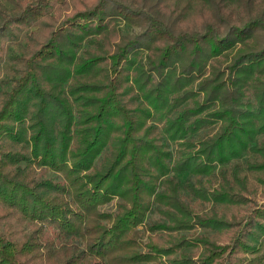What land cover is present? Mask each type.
Segmentation results:
<instances>
[{"label":"trees","instance_id":"16d2710c","mask_svg":"<svg viewBox=\"0 0 264 264\" xmlns=\"http://www.w3.org/2000/svg\"><path fill=\"white\" fill-rule=\"evenodd\" d=\"M3 1L0 264H264V0Z\"/></svg>","mask_w":264,"mask_h":264},{"label":"rangeland","instance_id":"374dc122","mask_svg":"<svg viewBox=\"0 0 264 264\" xmlns=\"http://www.w3.org/2000/svg\"><path fill=\"white\" fill-rule=\"evenodd\" d=\"M6 7H8V4L7 3H5L3 0H0ZM120 30H121V32H122V34H135V33H137L138 32V28H136V27H129V26H126V25H124V24H120ZM47 175H49V176H51V177H53L54 176V174H52V173H47ZM259 202H260V200L259 199H257ZM115 201L116 200H114L113 202H111L110 204H108V205H104V206H102L100 209H101V211H104V212H114L115 211V206H114V204H115ZM205 206V205H204ZM156 219H158V216L156 215V213L154 212V210H152L151 212H149L148 214H147V216H146V218H145V223H148L149 221L151 222V221H154V220H156ZM139 231H140V234L142 235V238L140 239V243L141 244H144L146 241H147V238H146V235L144 234V232L142 231V228L141 227H139V229H138ZM192 233H196V234H201V233H203V231H201L200 229H195L193 232H188V233H185V234H188V235H191ZM47 235L49 236V237H52V232L51 231H48V233H47ZM188 254H192V255H197V253L199 252V250H197L196 248H193V247H191V248H189V249H187V250H185ZM164 261V260H163ZM164 263H166V262H164Z\"/></svg>","mask_w":264,"mask_h":264}]
</instances>
